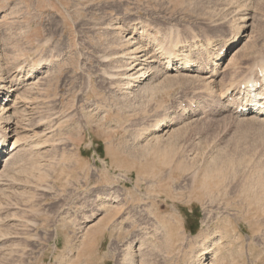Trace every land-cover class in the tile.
Returning <instances> with one entry per match:
<instances>
[{
    "label": "rangeland",
    "instance_id": "obj_1",
    "mask_svg": "<svg viewBox=\"0 0 264 264\" xmlns=\"http://www.w3.org/2000/svg\"><path fill=\"white\" fill-rule=\"evenodd\" d=\"M176 41L208 78L155 62L147 85L121 79L133 47ZM262 67L264 0H0V84L23 71L0 264H195L217 247L264 264V116L236 113Z\"/></svg>",
    "mask_w": 264,
    "mask_h": 264
},
{
    "label": "bare ground",
    "instance_id": "obj_2",
    "mask_svg": "<svg viewBox=\"0 0 264 264\" xmlns=\"http://www.w3.org/2000/svg\"><path fill=\"white\" fill-rule=\"evenodd\" d=\"M113 26V25H112ZM119 27H120V25H119ZM122 27V26H121ZM152 28H153V26H152ZM121 30V29H120ZM119 30V31H120ZM148 31V30H147ZM164 32V31H163ZM118 33V32H117ZM131 35V34H130ZM162 35V34H161ZM133 36L131 35L130 37H128V39H129V42L130 43H133V41L131 42V38H132ZM125 39H127V38H125ZM137 39V38H136ZM135 38H134V40H136ZM123 40V39H122ZM124 41H127V40H124ZM136 42V41H135ZM125 44H127V42L125 43ZM129 44V43H128ZM135 44V43H134ZM146 44V43H145ZM136 45V44H135ZM144 45V44H143ZM136 47H138V45H136ZM196 47V46H195ZM127 48V47H126ZM132 48V47H131ZM140 48V47H139ZM151 48V47H150ZM183 48H184V45H180L179 43H178V41H176L172 46H169L168 48H164V46H161L160 47V50H154V52H152V53H150V51L149 50H151V49H149L148 50V47H143L142 45H141V49H137V48H134L133 47V49H131L132 51H129V53L131 52V53H133V55L131 56V57H129L130 59H133V64H131V62H130V66L129 67H127V68H124V73H123V75H122V73H120V74H118V75H122L121 76V79L122 78H125V79H127L128 80V85H129V82L130 81H132L133 79H134V77L137 75V77L139 76L141 79H144V81L145 80H147L145 83H146V85L148 84V82L150 81V79H149V76H150V72H154L155 70H156V66H154V64H155V62H157V63H159V62H162V64L165 66V68H166V72H168V74H170V72L171 71H176V72H178V71H181V69H185V70H188V71H192V70H195L197 73H201V72H203V71H207L206 70V68L205 67H203V66H198V60H195V59H192V58H189V57H186V56H184V54H183ZM200 48L201 49H203V50H206V45H201L200 46ZM136 49V50H135ZM129 50V49H128ZM127 50V51H128ZM176 50V51H175ZM144 51H149V53H146L145 52V54H137L138 52H144ZM238 51V50H237ZM236 51V53H235V51L233 52L234 53V55L235 54H237L238 52ZM122 53V54H121ZM123 51L121 50V52H119V53H117L116 55H117V57H116V55H106L105 57H102V58H100V59H102L101 61H107V62H110L111 60H113V59H116V58H123ZM126 55V54H125ZM124 55V56H125ZM131 55V54H130ZM219 55H220V53H218V54H216V58L215 59H213L212 61H217V60H221L220 59V57H219ZM234 55H232L233 57L231 58V59H233L235 56ZM129 56V55H128ZM128 57H127V59H129ZM45 59H47V58H45ZM230 59V60H231ZM124 60H125V58H124ZM234 60V59H233ZM230 62V64L231 63H233L232 61H229ZM128 63V62H127ZM44 64H47V63H44ZM51 64V63H50ZM103 64H105V63H103ZM229 64V63H228ZM227 64V65H228ZM123 66V65H122ZM126 66V65H125ZM230 66V65H229ZM45 67H47V66H45ZM120 67H121V65H120ZM42 68V66L39 68V69H41ZM122 69V68H121ZM53 70V69H52ZM54 71V70H53ZM257 71H259V70H257ZM8 72H10V71H8ZM8 72H6V73H8ZM20 72V71H19ZM22 70H21V72L17 75V74H15V73H8V75H5V76H7L6 78H2V83L0 84V91L2 92V93H8L9 94V96H15L16 97V99L13 101V103L11 104H8V105H3V104H5V102H9V99L6 97L4 100L5 101H3V104L0 106V110L1 111H3V112H1L2 114H3V116L1 117V119H0V122H2L1 120L2 119H6V121L4 120V122H6L7 123V127L5 128V133H3V134H0V184H3L1 181H3V178L4 177H6V175H7V173L9 172V168H8V166L9 165H7V163H8V161H9V158H10V156H8V157H5L6 155H10L12 152H14L15 150H16V147H15V145L13 144L11 147H9L8 146V138L6 137V131L9 129V125H10V122H11V118L13 117V115H17L18 114V112H16L17 110H15V109H12L14 106H15V104L17 103V101H19L20 100V93H18V94H14V92L15 91H19V89H18V83H17V81L19 80L18 79V77L20 76V74H22ZM112 72H114V71H112ZM115 73V72H114ZM159 73V72H158ZM180 73V72H179ZM43 74H45V76H44V78H46V77H49L50 75H51V72H50V70L48 69L45 73H43ZM103 74V73H102ZM139 74V75H138ZM174 74V73H173ZM1 76V75H0ZM25 76V75H24ZM53 76H54V74H53ZM107 76V75H106ZM154 76V75H153ZM169 76V75H168ZM171 76V75H170ZM115 77V76H114ZM113 77V78H114ZM116 77H118V76H116ZM202 77H209L208 76V71H207V74L206 75H203ZM260 77H262V80H264V67H262L261 69H260ZM50 78V77H49ZM110 78L112 79V76H110ZM120 77H118V79H119ZM136 78V77H135ZM5 79H7L8 81L6 82L5 81ZM36 78H34V79H32L29 83H27V87L25 88L26 90H27V88L28 89H30V88H32L33 87V89H34V86L37 84V86H40V85H38V82H39V80H35ZM42 79V78H41ZM51 79V78H50ZM117 79V80H118ZM137 79V78H136ZM46 80V79H45ZM135 80V79H134ZM122 82V81H121ZM124 82V81H123ZM42 83H44V82H42ZM120 83V82H119ZM119 83H118V85H119ZM138 83V82H137ZM143 83V81H141L140 80V84H142ZM251 83H253V80L252 79H248L244 84H243V86H242V88H240V92L241 93H243L244 92V94L243 95H245V96H243L242 98H243V102H242V104H241V108H239V110H237V114L239 115V116H243V117H245V118H247V117H249V116H251V115H255V116H257V117H261V116H264V86L263 87H259V86H257V82L256 83H254V85L253 86H251L250 84ZM45 84V83H44ZM122 84V83H121ZM124 84V83H123ZM144 84V83H143ZM143 84H142V86H143ZM42 85V84H41ZM139 84H136V85H131V88H135V86H138ZM145 85V86H146ZM37 86H35V87H37ZM140 86V85H139ZM149 86V85H148ZM229 87V86H228ZM38 88V87H37ZM124 88V87H123ZM227 88V87H226ZM40 89V88H39ZM38 89V90H39ZM42 89H43V87H42ZM260 89V95L259 96H257V93H256V91H258ZM36 90V89H35ZM41 90V89H40ZM126 90V89H125ZM140 90V89H139ZM234 90V87L232 86V87H230L229 88V93L231 92V91H233ZM34 91V90H33ZM125 92V91H124ZM127 92V91H126ZM125 92V93H126ZM39 93V92H38ZM129 93V92H128ZM43 95H44V93H43ZM45 97V96H44ZM212 99H213V97H212ZM21 101V100H20ZM211 101V100H210ZM15 108V107H14ZM21 108H23V107H21ZM25 108V107H24ZM23 108V109H24ZM23 109H20V110H23ZM19 110V109H18ZM55 110V109H54ZM11 111V113H9ZM25 111V110H24ZM8 113V114H7ZM17 113V114H16ZM30 114V113H29ZM55 114V113H54ZM26 115V114H25ZM57 115V114H56ZM46 117V116H45ZM44 117V118H45ZM56 117H58V116H56ZM55 117V118H56ZM47 118V117H46ZM45 118V119H46ZM49 118V117H48ZM44 119V120H45ZM57 121V120H56ZM44 122V121H43ZM16 123V122H15ZM17 124V123H16ZM20 127H21V125H20ZM49 127H52V126H49ZM12 129V128H11ZM14 129H15V127H14ZM13 129V130H14ZM25 129V128H24ZM14 132H15V130H14ZM19 135V134H18ZM19 151V150H18ZM26 151V150H25ZM15 155H16V152L14 153ZM13 154V155H14ZM19 154V153H18ZM12 154H11V156H13ZM20 155V154H19ZM5 157V158H4ZM20 157V156H19ZM22 159V158H21ZM20 159V160H21ZM19 160V159H18ZM19 162V161H18ZM3 163V164H2ZM23 163V162H22ZM2 165H3V167H2ZM7 165V166H6ZM26 165V164H25ZM24 165V166H25ZM21 166V165H20ZM17 167V166H16ZM21 168V167H20ZM15 171V170H14ZM20 171V170H19ZM7 172V173H6ZM10 173V172H9ZM20 173V172H19ZM15 174V173H14ZM9 175V174H8ZM2 190V189H1ZM110 196V195H109ZM120 198V197H119ZM115 199V198H114ZM120 200V199H119ZM120 205V204H119ZM122 205V204H121ZM105 206V205H104ZM110 207H112V206H110ZM119 207V206H118ZM155 214V213H154ZM125 217V216H124ZM128 217V216H127ZM131 217V216H130ZM129 217V218H130ZM113 218V217H112ZM135 218V217H134ZM145 218V217H144ZM147 218V217H146ZM143 219V218H142ZM125 220V219H124ZM141 220V219H140ZM127 221V220H126ZM133 221H135V220H133ZM149 221V220H148ZM154 222V221H153ZM131 223V222H130ZM148 223V222H147ZM141 224V223H140ZM154 224V223H153ZM156 224V223H155ZM260 224V223H259ZM133 225V224H132ZM151 225V224H150ZM144 226V225H143ZM262 226V225H261ZM122 227V226H121ZM148 228H149V226H147ZM147 227H146V229H147ZM154 227V226H153ZM119 228V227H118ZM123 229V228H122ZM125 229V228H124ZM123 229V230H124ZM150 229V228H149ZM122 230V231H123ZM126 230V229H125ZM135 230V229H134ZM138 230H140V229H138ZM144 230H145V227H144ZM137 232V231H136ZM142 232V231H141ZM155 232V231H154ZM161 232V231H160ZM159 232V233H160ZM252 232V231H251ZM261 232V231H260ZM264 232V231H263ZM156 233V232H155ZM162 233V232H161ZM159 234V235H162V234ZM111 234V233H110ZM149 235V234H148ZM154 235V234H153ZM164 235V234H163ZM147 236V235H146ZM166 236V235H165ZM208 236V235H207ZM160 237V236H159ZM220 237H221V235H220ZM143 238V237H142ZM161 239V238H160ZM148 241V240H147ZM218 241H222L223 242V240H220V238L218 239ZM218 241H216L217 243H218ZM227 242H228V240H226ZM207 242V241H206ZM215 242V243H216ZM227 242H225L226 244H227ZM221 243V242H220ZM225 243H224V245H225ZM149 244V243H148ZM147 244V245H148ZM214 245V244H213ZM213 245H212V247H213ZM216 245V244H215ZM215 245H214V247H215ZM169 246V245H168ZM139 247H140V245H139ZM144 246H142V248H143ZM146 247V246H145ZM141 248V249H142ZM169 249V248H168ZM220 249V247H217V248H215V250L216 251H208L209 253H207L206 255H203L202 257H200L199 259H197V261L199 262V263H201V262H207V260L208 259H212V260H214L215 258H216V263H218V264H221L222 263V260H219V257H218V250ZM139 250H140V248H139ZM133 251V250H132ZM137 252H138V249H137ZM141 254H142V252H140ZM216 253V254H215ZM229 252H227V254H228ZM131 254V253H130ZM140 254V255H141ZM197 254V253H196ZM230 255V254H229ZM198 256H199V253H198ZM197 256V257H198ZM222 256V255H221ZM125 259H127V257L125 258ZM129 259V258H128ZM132 259V258H131ZM130 259V260H131ZM221 259V258H220ZM222 259H223V256H222ZM195 260H196V257H195ZM194 260V261H195ZM129 261V260H128ZM197 261H196V263H197ZM134 262V261H133ZM214 262V261H213ZM212 262V263H213ZM195 263V264H196ZM210 263V262H209ZM130 264V263H129ZM142 264V263H141ZM192 264V263H191ZM202 264V263H201ZM206 264V263H205Z\"/></svg>",
    "mask_w": 264,
    "mask_h": 264
},
{
    "label": "trees",
    "instance_id": "obj_3",
    "mask_svg": "<svg viewBox=\"0 0 264 264\" xmlns=\"http://www.w3.org/2000/svg\"><path fill=\"white\" fill-rule=\"evenodd\" d=\"M188 228H189L191 231L195 232L194 229H193L192 227L188 226Z\"/></svg>",
    "mask_w": 264,
    "mask_h": 264
}]
</instances>
